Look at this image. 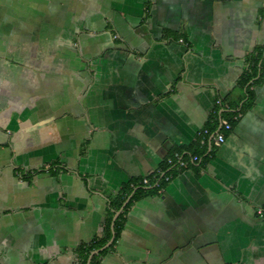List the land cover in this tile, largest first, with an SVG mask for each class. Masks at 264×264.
<instances>
[{
    "label": "crops",
    "instance_id": "obj_1",
    "mask_svg": "<svg viewBox=\"0 0 264 264\" xmlns=\"http://www.w3.org/2000/svg\"><path fill=\"white\" fill-rule=\"evenodd\" d=\"M257 49L264 0H0V264H80L108 232L85 264H264ZM213 126L201 168L111 208Z\"/></svg>",
    "mask_w": 264,
    "mask_h": 264
},
{
    "label": "trees",
    "instance_id": "obj_2",
    "mask_svg": "<svg viewBox=\"0 0 264 264\" xmlns=\"http://www.w3.org/2000/svg\"><path fill=\"white\" fill-rule=\"evenodd\" d=\"M247 62V68L244 71V74L242 76V83H246L248 82L251 78H254L255 76H257V74L261 71L264 72V49H257V51L255 52V54L250 55L247 57L246 59ZM261 75V74H260ZM247 96H248V104L246 107L251 106L253 100H254V93L252 91H247ZM224 124L225 123H234L235 120H233V114L231 113H226L224 116ZM215 129V127H206L204 130H207V135L206 137V145L204 146H200V139L202 138V134H200L197 143H195V145L190 146L187 150V152L181 150V149H176L174 150L168 157V158H172L174 153H178L179 155H181L182 159L188 162V166H196L197 168H201V166L204 164V162L207 160V158L210 156V152L207 153V141L209 136L213 133V130ZM196 156L197 157V161L195 162H191V157ZM165 160V164L164 166L161 168V171H163L166 174H170L174 171V169L170 168L169 165H167ZM187 166V167H188ZM153 179L150 182V185H153ZM163 180H159L158 186H154L153 188L150 189H144L142 187L137 188L136 190H131L129 189L128 186H126L122 192L119 194V196L116 197V199L114 201L111 202V208L114 210H118L123 202L125 201V199L127 198V196H129L130 194H132V198H135L136 196L140 195V194H148L151 192H154L156 190H159L160 188L163 187L164 185ZM129 206V203L126 204L125 209ZM121 215L120 217L114 222V241L111 245V247L114 245L115 241L118 239L119 237V233L122 227V219H121ZM110 221L111 218H109L108 222H107V227L106 230L109 231V225H110ZM110 232L107 233L106 239L104 241H102L101 243L98 244H93L88 248H82L80 250H78V256L81 259V263L80 264H85L86 259L89 255V253L92 250L101 248L106 241L110 238ZM106 250H103L101 252L104 253ZM93 264V261L90 263Z\"/></svg>",
    "mask_w": 264,
    "mask_h": 264
},
{
    "label": "built area",
    "instance_id": "obj_3",
    "mask_svg": "<svg viewBox=\"0 0 264 264\" xmlns=\"http://www.w3.org/2000/svg\"><path fill=\"white\" fill-rule=\"evenodd\" d=\"M223 128L225 130H230L231 126H230V124L226 123V124L223 125ZM201 134H202V138L200 139V146H204V145H206V137L205 136L208 134L207 130H203L201 132ZM213 137L220 144L224 142V136L220 132H216L213 135ZM190 160H191V162H195V161H197V157L193 156V157H191ZM166 163H167V165L170 166V168L174 169V171L175 170L179 171V170L185 169L188 166V162L183 160L181 155H179L178 153H174L172 158L170 157V158L167 159ZM171 178H172L171 174H166V173H163L162 171H157L156 174H154L153 177H152V179L154 181L153 185L154 186H158L159 180H163L165 182H169L171 180ZM147 186H150V180H149V178H143L139 182V184L132 185V188L147 187ZM258 215L262 216L263 215V210H258Z\"/></svg>",
    "mask_w": 264,
    "mask_h": 264
},
{
    "label": "water",
    "instance_id": "obj_4",
    "mask_svg": "<svg viewBox=\"0 0 264 264\" xmlns=\"http://www.w3.org/2000/svg\"><path fill=\"white\" fill-rule=\"evenodd\" d=\"M113 239H114V232H112V237H111V239L109 240V244L113 241ZM105 247H106V246H104L103 248H101V249H99V250H96V251L92 252V253L89 255L88 263H89V261H90V259H91V257H92L93 255L97 254L98 252H100L101 250H103Z\"/></svg>",
    "mask_w": 264,
    "mask_h": 264
}]
</instances>
